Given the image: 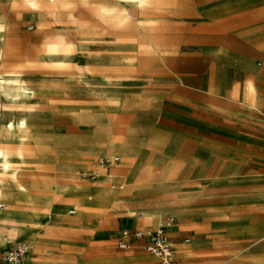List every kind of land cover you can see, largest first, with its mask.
I'll return each mask as SVG.
<instances>
[{"label": "rangeland", "instance_id": "1", "mask_svg": "<svg viewBox=\"0 0 264 264\" xmlns=\"http://www.w3.org/2000/svg\"><path fill=\"white\" fill-rule=\"evenodd\" d=\"M147 1L75 0L62 11L73 22L0 0L1 62L6 45L15 52L10 66L0 62V147L9 164L0 159V191L19 204L0 208V264L17 242L30 248L29 264H96L87 255L97 239L75 229L89 210L77 192L91 198L96 187L100 197L117 193L113 204L128 207L118 215L172 205L192 219L199 231L188 227L189 245L214 246L197 264H264V233L245 228L238 200L244 167L264 169V128L255 122L262 107L251 106L248 89L257 96L264 78L253 55L264 41V0ZM99 7L129 20L112 29ZM56 32L73 55L44 49ZM86 161L113 166L97 183L82 170ZM95 204L109 211V202ZM178 232L173 241L181 242L185 228ZM144 254V264H159Z\"/></svg>", "mask_w": 264, "mask_h": 264}, {"label": "crops", "instance_id": "2", "mask_svg": "<svg viewBox=\"0 0 264 264\" xmlns=\"http://www.w3.org/2000/svg\"><path fill=\"white\" fill-rule=\"evenodd\" d=\"M251 1L252 0H243L242 5H246ZM255 1L257 2V5H261L262 3V0ZM254 47L256 51L253 55L259 56L263 61L262 67L259 69V75L264 77V41H258L254 44ZM259 81L261 93H259L257 96L255 95L256 101L251 106L262 107V109H258V113L263 116L256 119L255 122L264 128V78L260 79ZM263 138L264 137L259 136L260 141H262ZM93 162L94 161L88 164L86 161L82 166V170L90 171L91 174L95 175L94 178L96 179L97 183H101L103 182L104 176L100 174V170L111 168L110 166L112 163L110 162L109 164L105 165L107 162L106 161L103 164L96 165ZM261 166L262 165H256L255 167H244L243 174H241L239 177L242 182L239 189L243 195H239L238 200L244 205V219L246 222L245 228H247L248 231L254 236H260L264 233V169H262ZM119 181L121 180H114L111 183H118ZM96 188L97 189L91 192L93 195L91 198H88L89 196H87V190L85 188H80V190L79 188H76V190L79 191H75V193L77 192L78 194L82 195L84 200L83 204L86 209H89L88 211L80 212V216L77 218L81 224V227L79 226V228L75 229H78V233L85 238L90 235L91 237L97 239L95 244L92 245V248L95 249V254H88V258L86 254L83 255L81 262L85 263L87 258L89 260L94 259L96 264H117L120 261H128V264L147 263L148 259H146V255L144 254L145 251L143 249V244L146 241L145 239L142 241L132 242L128 250H123L129 251L126 253V255L121 252H117L114 248H111V246L115 245V247L119 249L117 243L120 239L121 232L124 229L129 231L154 230L158 227L155 224L156 220H158L159 223H162L169 218L173 219V223L172 226L166 230V233L167 236L168 233H172L171 235L174 237L172 240H170L168 236V239L172 246L173 258L177 264L181 258H189L194 264H197V259L199 256H201L203 253L214 251V246L203 247L198 243L189 245L191 243V239L185 237L188 234L190 235L191 231L188 232L187 229L188 227H194L196 228L195 230L199 231V225L193 222L188 216L178 212V209L174 208L172 205H165L158 209H153L152 212L145 214H139L136 212L131 214L132 212H129V214L126 216L118 215L117 213L123 212V210L128 207L113 204L114 199L116 200L117 193L108 191L107 193H103V197H100L99 194L101 189L98 187ZM70 199H73V197H69V200ZM100 199L105 200L107 203L109 202V211L101 209L98 204H95ZM0 204L2 207H4L3 202H0ZM246 210L248 214L246 213ZM74 213V210H69V214ZM73 219L75 218H70L67 222H71ZM183 228H185V236L183 240L181 242L173 241L175 237L182 235V233L180 234L178 231L182 230ZM39 262L40 261H38V263Z\"/></svg>", "mask_w": 264, "mask_h": 264}, {"label": "bare ground", "instance_id": "3", "mask_svg": "<svg viewBox=\"0 0 264 264\" xmlns=\"http://www.w3.org/2000/svg\"><path fill=\"white\" fill-rule=\"evenodd\" d=\"M130 1H136L139 6L141 5L139 8L142 7V0H130ZM18 2L22 3V0H18ZM34 2L36 4V7L34 9H43V10H45V12L50 14V15H52L55 20L61 19L62 17H66V18L72 20L73 22L76 21V19H74L75 15H74V13L72 11H69L67 13L62 12L64 10L68 9V8H72L75 5V0H34ZM148 3H151V2H148ZM149 8H151V7H149ZM30 9H33V8H30ZM146 9H148V7ZM99 12H100V16L101 17H103L105 19H108V21H109L108 25L112 29H116L119 26L125 25L128 22V20H129L128 13L126 11H124V10H116L114 8H106V9H104V8H100L99 7ZM2 44H3V42H2ZM1 47H3V46H1ZM43 47L48 52L49 55L70 56V55H73L75 53L74 44L72 42L67 41L65 35L63 33H61V32H56V33H54L53 36L48 38V41H46L44 43ZM4 53H5V58H4V60L2 62H1V58H0L1 67L2 68L10 66L8 64L9 63L8 62V58L10 57L11 54H13L15 52L13 51V48L11 46H9V44H8L5 47ZM2 82L3 81H1V83ZM248 89H249V101H250L251 104H254L255 101H256L255 88H254V86L252 84H250L248 86ZM117 134H119V133H117ZM20 143H23V142L20 141ZM108 152H110V148H108ZM7 155L8 154L6 153L5 149L0 147V159H2L1 165L3 167H7L9 165L8 162L6 161ZM73 172H75V171H73ZM74 185L75 184H73V181L70 179L69 180L70 189H73ZM3 201H7L8 203H10L12 208H18L19 204L17 203L16 198H14V197H6L5 194H3L2 191H0V202H3ZM170 227H168V228H170ZM27 244L29 246H32L29 243H27Z\"/></svg>", "mask_w": 264, "mask_h": 264}, {"label": "built area", "instance_id": "4", "mask_svg": "<svg viewBox=\"0 0 264 264\" xmlns=\"http://www.w3.org/2000/svg\"><path fill=\"white\" fill-rule=\"evenodd\" d=\"M119 161V157L113 158V162ZM102 162L101 164H103ZM109 164V161L105 165ZM2 205L0 204V208ZM173 223V219L169 218L160 223L154 230L146 231H129L124 229L121 232L120 239L118 240V247L122 250H128L135 241L146 240L143 244V249L158 257L159 264H177L173 258V250L171 243L168 239L166 230ZM30 248L22 242H17L14 248L2 252L1 259L6 264H29L27 261Z\"/></svg>", "mask_w": 264, "mask_h": 264}, {"label": "clouds", "instance_id": "5", "mask_svg": "<svg viewBox=\"0 0 264 264\" xmlns=\"http://www.w3.org/2000/svg\"><path fill=\"white\" fill-rule=\"evenodd\" d=\"M11 9L12 10H15L17 8H20V7H25L26 9L28 8H35L36 7V4L34 2V0H22V3L21 2H18V0H11ZM3 29V25L0 24V30Z\"/></svg>", "mask_w": 264, "mask_h": 264}]
</instances>
